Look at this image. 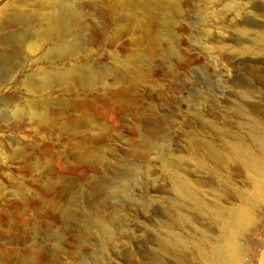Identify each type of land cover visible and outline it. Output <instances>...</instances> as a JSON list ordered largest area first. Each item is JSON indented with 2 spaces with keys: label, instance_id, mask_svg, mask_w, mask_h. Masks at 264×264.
Wrapping results in <instances>:
<instances>
[{
  "label": "rangeland",
  "instance_id": "374dc122",
  "mask_svg": "<svg viewBox=\"0 0 264 264\" xmlns=\"http://www.w3.org/2000/svg\"><path fill=\"white\" fill-rule=\"evenodd\" d=\"M7 1L0 0V8ZM175 1L181 10L173 25L175 54L165 59L160 50L153 51L147 83L134 96L138 104L134 115L117 109L99 90L88 95V112L107 123L119 136L114 143L115 153L100 159L106 173H101L97 165L79 163L73 153L75 141L60 129L54 134L43 129L39 132L23 129L22 134L0 132L4 135L0 137L3 139L0 140L3 141L0 143V264H21L20 258L26 256V252L37 258L43 256L39 258L43 261H39L41 264H151L157 252L156 238L168 236L171 229L180 236H189L175 221L179 212L191 213L189 208L176 205L178 199L173 183L176 177L163 169L158 150L145 140L134 120L142 121L144 127H155L160 136L168 137L174 155L182 157L180 166L191 179L217 183L218 180L202 169L200 161L189 157L186 142L188 138L203 139L228 153L224 141L215 133L226 127L233 136L245 137L242 126L247 125L234 111L240 98L258 104L260 120L264 122V94L260 89L255 90L253 100L242 96L243 90L252 84L250 70L254 67L264 70V54L245 48L256 49L258 37L264 32V1L222 0L215 5L221 18L207 17V4L203 0ZM73 2L88 15L86 44L93 63L117 68L119 65L114 62L113 55L124 60L130 52L139 49L131 47L127 34L114 37V22L109 10L113 0ZM228 2L241 9V17L222 11L221 4ZM25 9L35 13L28 4ZM90 16H94L93 20ZM201 17L208 18V26L200 24ZM233 17L237 22L235 26L231 23ZM216 24L223 27L217 28ZM14 32L17 29H8L0 32V36ZM211 41L221 48L210 51ZM2 46L0 44L1 50L10 48ZM24 53L22 60H26V66L20 71V77L34 74L41 68L33 64L29 53ZM255 86L259 88L258 84ZM9 96L26 97L20 91L8 89L0 94L1 111L3 108L8 111L1 103ZM53 97L57 99L60 94L54 93ZM65 117L67 122L78 119L75 114ZM0 123V126L6 125ZM57 132L61 133L57 135ZM90 132L88 128V135ZM139 139L145 141L150 153L134 158L133 146L139 144ZM11 140L19 142L20 148L25 147L26 153L9 158L12 149L14 151L9 145ZM103 144V141L88 140V149L100 148ZM38 161L49 166L50 175L38 171L39 166L35 167ZM135 169H142L146 178L137 176ZM236 171L230 176L231 182L236 188L245 189L247 178L239 172L241 170ZM52 177L61 181L65 178L63 187L67 183L70 186L65 187H74L64 193L61 192L63 187L51 191L45 184L48 186ZM123 188L126 191H122ZM111 194L117 195V205L111 204ZM50 202H55L70 219L66 220L61 211L53 209ZM103 213L114 214L118 219L116 226L109 227L113 243L107 242L97 226V218ZM257 216L255 231L244 245L245 264H264V211ZM123 230L129 232L128 236ZM58 234L62 238L63 253L53 257L54 237ZM169 263L173 264L172 261L164 262Z\"/></svg>",
  "mask_w": 264,
  "mask_h": 264
},
{
  "label": "bare ground",
  "instance_id": "6f19581e",
  "mask_svg": "<svg viewBox=\"0 0 264 264\" xmlns=\"http://www.w3.org/2000/svg\"><path fill=\"white\" fill-rule=\"evenodd\" d=\"M221 1L203 0L207 4V17L221 18L215 7ZM25 4L33 7L35 13L27 11ZM221 6L222 11L233 12L236 18L242 16L241 9L233 7L231 2ZM109 10L114 22V37L127 34L131 47L139 48L130 52L124 60L113 55L114 62L119 65L117 68L92 62L93 57L86 44L88 15L78 9L73 0H8L0 8V32L17 29L13 35L0 36V44L10 46L8 50L0 49V94L13 89L26 95L25 99H19L16 95L2 101L1 105L8 111H3L4 108L3 112L0 110L3 113L0 122L6 124L0 126V132L22 134L23 129L38 132L43 129L54 134L60 129L75 141V155L71 153L78 162L87 166L97 165L101 173H106L100 159L115 153L114 143L119 136L107 123L88 112V95L99 90L117 109L134 115L138 108L134 96L147 83V69L152 65L153 51L160 50L165 59L175 54L173 25L181 14L175 0H113ZM93 17L89 18L93 20ZM207 17H201L200 24L208 26ZM235 20L231 19L234 26L237 24ZM216 27L223 26L216 24ZM256 45V49L245 48L264 54V32L258 37ZM219 48L215 42L209 43L210 51ZM24 52L29 53L34 59L33 64L41 68L34 74L20 77V71L26 66V60H22ZM249 74L252 84L247 83L250 86L241 92L243 97L253 100L255 90L260 89L264 94V70L254 67ZM53 92L59 93L60 97L55 99ZM92 101H95L93 96ZM240 101L234 111L240 121L247 125L242 126L245 137L233 136L226 127L219 128L215 133L224 141L228 153L203 139L188 138L186 142L189 157L200 161L202 169L218 180L217 183L191 179L180 166L182 157L174 155L168 137L160 136L155 127H144L142 121L134 120L136 128L144 133L145 140L152 142L158 150L163 169L176 177L173 182L178 199L176 205L191 211L189 214L177 212L175 216L178 226L189 236H180L171 229L168 236L156 238L157 252L151 264H164L165 261H172L173 264H245V242L255 231L258 213L264 211V122L260 120L258 104L248 103V100L241 98ZM69 114H75L78 119L65 121L64 117ZM88 128L91 131L89 135ZM60 133L57 132V135ZM88 140L93 143L103 141L104 144L100 148L93 146L88 149ZM139 140V144L133 146L134 158L150 153L145 141ZM0 143L3 144V141ZM10 143L14 151L12 149L9 158L15 159L26 153L25 147L20 148L16 140ZM40 162L35 164V167L39 166L37 170L50 175L49 166ZM236 170H241L239 172H243L247 178L245 189L236 188L231 182L230 176ZM136 172L137 176L146 178L142 169ZM55 177L48 182V186L45 184V188L52 191L63 187L65 178L61 181ZM67 184L62 188V193L74 187H65ZM109 198L111 204L115 205L117 195L111 194ZM50 206L61 211L66 220L70 219L55 202H50ZM113 215L103 213L97 218V226L109 243H113L109 227L118 224V219ZM122 232L126 236L129 234L127 230ZM54 243L52 255L56 257L63 253L60 234L54 237ZM29 254L26 252V256L20 258L21 264L43 263L39 259L43 256L37 258Z\"/></svg>",
  "mask_w": 264,
  "mask_h": 264
}]
</instances>
